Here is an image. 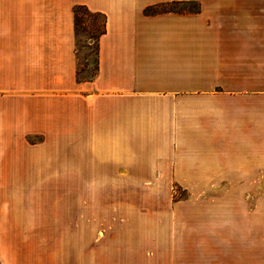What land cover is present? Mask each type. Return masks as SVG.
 Returning a JSON list of instances; mask_svg holds the SVG:
<instances>
[{"label": "crops", "instance_id": "crops-1", "mask_svg": "<svg viewBox=\"0 0 264 264\" xmlns=\"http://www.w3.org/2000/svg\"><path fill=\"white\" fill-rule=\"evenodd\" d=\"M172 2L196 7L145 13ZM78 5L106 16L84 79ZM92 181L140 182L147 194L135 200L132 264H264V0H0L7 264L36 257L20 230L90 229ZM174 181L196 182L195 197L156 195V182ZM74 239L86 245V231Z\"/></svg>", "mask_w": 264, "mask_h": 264}, {"label": "rangeland", "instance_id": "rangeland-1", "mask_svg": "<svg viewBox=\"0 0 264 264\" xmlns=\"http://www.w3.org/2000/svg\"><path fill=\"white\" fill-rule=\"evenodd\" d=\"M196 5L170 4L163 5V10H190ZM104 26V18L97 13L81 9L77 19V58L78 77L80 79L90 78L97 71V41ZM17 183V182H14ZM19 189L27 188L31 191L30 182H18ZM93 189V223L90 229H70L58 227L62 223H46L54 227L30 228L20 230L24 241L29 242L28 246H21L23 252L36 254L34 260L27 257L28 264H72L71 254L76 251H86L91 254V264H132V257L135 254V200L140 201L147 194L139 190V183L135 181H123L118 183V190H115L116 182L92 181ZM158 187L156 195L164 190L170 189L172 204L187 203L190 198L195 197L196 182H156ZM107 192V196H100ZM108 187V188H107ZM109 190V188H111ZM17 189V188H16ZM39 189V188H38ZM138 189V190H137ZM155 194L150 192L148 196ZM32 196V195H31ZM158 196V195H157ZM117 197V198H116ZM15 198V197H14ZM67 197L63 200L66 201ZM106 202V205H98L99 200ZM151 199V198H150ZM60 200V198H59ZM95 201V203H94ZM122 202L118 221L115 218V206ZM97 204V205H96ZM61 205L60 209H66ZM53 207V208H52ZM48 207V210H57L56 207ZM65 207V208H64ZM57 213V212H56ZM113 213V214H112ZM58 214V213H57ZM61 214V213H60ZM59 215V214H58ZM96 216V218H95ZM103 220L100 222V220ZM106 220V221H105ZM100 224L107 225L106 228L99 227ZM10 232L14 230H8ZM19 231V230H18ZM86 231L87 244L73 245L75 233L83 237ZM5 230L0 229V238ZM90 239V244L88 243ZM16 247V246H15ZM29 254V256H30ZM33 258V257H30ZM24 262V261H23ZM22 262L15 261V264ZM179 262H177L178 264ZM195 261H181L180 264H194ZM0 264H7L0 249Z\"/></svg>", "mask_w": 264, "mask_h": 264}, {"label": "trees", "instance_id": "trees-1", "mask_svg": "<svg viewBox=\"0 0 264 264\" xmlns=\"http://www.w3.org/2000/svg\"><path fill=\"white\" fill-rule=\"evenodd\" d=\"M170 4H179V3L178 2H172V3H168V4H164V5H170ZM161 6H163V5L150 6V7H148L145 10V13L146 14H155V13L163 12V11H176V10H163V9H159ZM81 9L90 11L86 6H83V5L76 6V10H75L76 11V26H77L78 13H79V10H81ZM97 14L100 15V16H102L104 18V26H103V29L100 32V35H99V37H100L106 31V16L104 14H102V13H97Z\"/></svg>", "mask_w": 264, "mask_h": 264}]
</instances>
